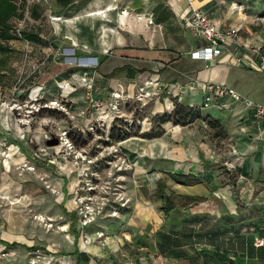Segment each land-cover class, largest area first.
<instances>
[{"label": "rangeland", "instance_id": "obj_1", "mask_svg": "<svg viewBox=\"0 0 264 264\" xmlns=\"http://www.w3.org/2000/svg\"><path fill=\"white\" fill-rule=\"evenodd\" d=\"M95 4L91 11L103 12L111 4L120 14L130 10L144 20V0ZM36 5L39 16L32 14ZM25 8L23 31L38 33L41 40L11 38L0 71V238L16 243L0 241V264H79L76 247L89 264H143L135 208L141 203L159 207L156 182L170 180L168 173L179 161L187 170L202 164L228 171L224 130L212 128L205 116L208 111L220 114L212 117L220 121L228 110L204 105L203 92L195 97L197 104H189L178 95L184 81L181 87L172 81L158 84L152 77L144 79V73L131 79L120 73L121 66L110 75L120 55L134 53L109 48L108 38L120 34L119 26L110 33L105 20L83 31L76 23L80 13L62 27L53 17L55 0H27ZM169 13L167 32L176 35L179 29L192 38L191 29L178 27L177 16ZM86 23L93 24L90 18ZM91 36L104 48L93 47ZM175 102L191 106L201 117L179 131L173 119L162 126L161 117L171 114ZM65 132L71 144H47ZM229 180L237 186L235 172ZM179 200L185 214L186 205H194L190 216L176 211L184 222L178 228L188 235V219L205 205ZM208 201L220 206L221 198L212 194ZM200 213L204 218L205 210ZM214 214L206 215L208 229L216 228ZM154 235L165 245L161 234Z\"/></svg>", "mask_w": 264, "mask_h": 264}, {"label": "crops", "instance_id": "obj_2", "mask_svg": "<svg viewBox=\"0 0 264 264\" xmlns=\"http://www.w3.org/2000/svg\"><path fill=\"white\" fill-rule=\"evenodd\" d=\"M93 1L76 0L59 14L53 12V17L60 20V26L66 27L65 22L74 20V15L82 13L76 23L82 26L83 31L96 28L105 20L109 22L110 33L115 32L119 26L120 34H116L114 40L108 38L109 44H112L109 48L122 46L130 48L126 50L134 53L120 55L121 61L116 62L110 75L118 72L117 67L121 66L120 73L126 72L125 75L131 79L138 73H144V79L152 77L158 82L172 81L180 87L184 81L185 87L181 90L183 94L178 95L191 105L198 103L194 101L195 97L203 92L202 83L207 80L230 85L254 101L264 103V68L237 64L233 57V46L213 59L198 58L192 54L208 42L182 19V13L188 11L189 0H144V20H139L130 10L120 14L111 4L103 12L91 11L98 6L91 5ZM193 4L208 13L220 29L235 27L238 30L235 42L242 44L239 52L246 51V47L251 44L264 51V25L261 20L264 0H193ZM169 12L177 16L178 27L191 29L192 38L179 29L176 35L167 32ZM89 18L92 25L86 23ZM90 39L88 42L93 47L104 48V45L100 47L99 40L95 42L92 36ZM203 94L201 96L204 100ZM216 104L218 110H228V114L220 117L225 132L222 140L228 145L223 164L228 171L210 169L202 164L195 170H187L179 161L173 171L168 173L170 180L158 179L167 184L168 192L173 190L180 195H194L193 201L205 206L204 209L192 212L194 218L188 219L186 226L189 232L185 235L178 228L184 223L183 217L176 213L180 211L185 214L184 205L181 210L174 209L166 213L161 208L162 200L159 207L139 204L133 216L137 223L133 224L137 225L134 229L142 232L136 235L144 248L143 264H264V244H257L258 238L264 239V120L254 116L252 107L229 95L219 97ZM218 115L210 111L205 114L209 118ZM168 122L172 121L167 120L161 125ZM190 123L172 125L179 131V127ZM13 142L21 146L19 141ZM232 172L236 173V187L229 180ZM63 182L67 184V179L63 178ZM212 194L220 196V206H210L212 202L208 200ZM186 206L190 216V209L194 205L189 203ZM203 210L206 212L204 218L199 214ZM209 212L215 213L214 229L206 228V215ZM173 226H177V229ZM156 233L161 234L165 245H160L161 241L154 238ZM0 241L6 244L4 241L7 240L0 238ZM186 245H189V251H184V256L175 254L176 249L182 250ZM94 249L100 253V249ZM74 255L77 258V254ZM79 256L84 259L82 254ZM84 261L89 264L87 260Z\"/></svg>", "mask_w": 264, "mask_h": 264}, {"label": "built area", "instance_id": "obj_3", "mask_svg": "<svg viewBox=\"0 0 264 264\" xmlns=\"http://www.w3.org/2000/svg\"><path fill=\"white\" fill-rule=\"evenodd\" d=\"M182 19L186 25H189L196 30L198 36L208 42L206 46L194 50L192 52L194 56L203 59H213L222 54L225 50H228L229 47L233 46L235 49L233 57L237 64L250 68H264V51L261 47L251 44L246 47V51L239 52L238 50H241L240 48L242 44L235 42L239 34L238 30L235 27H231L227 30L220 29L217 26V22L208 13L194 6L193 0H189L188 11L182 13ZM261 20L264 25V14L261 15ZM24 21V16L16 21L14 33L19 38H23L24 26L22 24ZM252 53L255 54L257 58H255L256 56L252 55ZM157 83L159 84V82ZM202 86L204 93L203 104L207 107L216 104L219 97L229 95L238 102L243 103L248 107H252L254 116L257 119L264 120V103L254 101L250 97L243 95L241 92L225 83L207 80L202 83ZM58 138L59 142H67L71 144L66 132ZM257 244H264V239L258 238Z\"/></svg>", "mask_w": 264, "mask_h": 264}, {"label": "trees", "instance_id": "obj_4", "mask_svg": "<svg viewBox=\"0 0 264 264\" xmlns=\"http://www.w3.org/2000/svg\"><path fill=\"white\" fill-rule=\"evenodd\" d=\"M23 1V2H21ZM76 0H55V3L58 5V8L54 10V13L59 14L63 9L68 8L71 4H73ZM22 4V5H21ZM25 4L27 6V0H0V71L5 67L6 61L4 55L7 51L10 50L9 40L13 37H17L14 33L15 22L14 18H21L25 15ZM30 4H28L29 6ZM37 5L33 7L32 14L35 16H39L40 14L37 11ZM21 10V12H20ZM23 38L32 41H40L41 37L38 33L33 31L25 32L23 31ZM201 117L199 111L194 110L191 106L175 102L174 109L170 115H163L160 119L161 124L166 122L167 120L173 119L177 123L186 124L193 122ZM208 124L216 129H223L222 124L219 120L214 118H208ZM225 133V132H224ZM215 136V135H212ZM184 182V181H182ZM157 196L161 198L162 204L161 208L166 212L170 213L174 209L181 210L183 203L179 200L180 198L194 200V195H180L176 194L175 191L171 190L168 192L167 184L164 181H157ZM6 244H16L15 242L9 243L8 241H4ZM37 248V247H34ZM77 254V261L82 264H87L84 259H82L79 255L81 254L80 249L78 248L75 252ZM175 254L178 256H184V252L182 250H175Z\"/></svg>", "mask_w": 264, "mask_h": 264}, {"label": "water", "instance_id": "obj_5", "mask_svg": "<svg viewBox=\"0 0 264 264\" xmlns=\"http://www.w3.org/2000/svg\"><path fill=\"white\" fill-rule=\"evenodd\" d=\"M46 142L48 145H56L59 143V138L56 136H53L52 138L47 139Z\"/></svg>", "mask_w": 264, "mask_h": 264}, {"label": "bare ground", "instance_id": "obj_6", "mask_svg": "<svg viewBox=\"0 0 264 264\" xmlns=\"http://www.w3.org/2000/svg\"><path fill=\"white\" fill-rule=\"evenodd\" d=\"M84 64H86V63H90L88 60H86V62H83ZM69 224V223H68ZM67 224H64V225H62L61 226V228H62V230L63 229H67ZM66 235V237L69 239V241L71 240L72 241V235L70 234V233H67V234H65Z\"/></svg>", "mask_w": 264, "mask_h": 264}]
</instances>
